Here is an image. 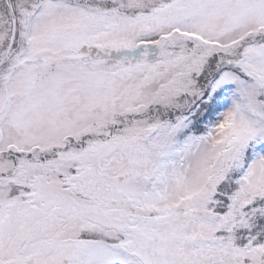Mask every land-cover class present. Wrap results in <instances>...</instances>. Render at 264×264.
<instances>
[{
  "label": "snow or ice",
  "instance_id": "snow-or-ice-1",
  "mask_svg": "<svg viewBox=\"0 0 264 264\" xmlns=\"http://www.w3.org/2000/svg\"><path fill=\"white\" fill-rule=\"evenodd\" d=\"M0 264H264V0H0Z\"/></svg>",
  "mask_w": 264,
  "mask_h": 264
}]
</instances>
